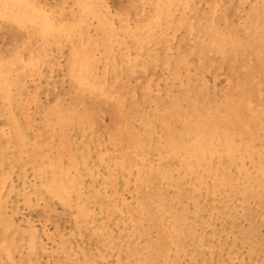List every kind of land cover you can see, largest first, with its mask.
<instances>
[{
	"label": "bare ground",
	"instance_id": "obj_1",
	"mask_svg": "<svg viewBox=\"0 0 264 264\" xmlns=\"http://www.w3.org/2000/svg\"><path fill=\"white\" fill-rule=\"evenodd\" d=\"M104 174L167 185L132 222L131 249L156 244L143 264H176L195 238L191 224L181 235L177 187L199 201L209 190L210 218L239 196L245 220L264 222V0H0V264L104 260L106 234L74 238L91 211L67 196ZM42 201L50 211L31 223ZM57 202L64 221L50 217ZM242 222L231 229L239 249Z\"/></svg>",
	"mask_w": 264,
	"mask_h": 264
},
{
	"label": "rangeland",
	"instance_id": "obj_2",
	"mask_svg": "<svg viewBox=\"0 0 264 264\" xmlns=\"http://www.w3.org/2000/svg\"><path fill=\"white\" fill-rule=\"evenodd\" d=\"M174 52H175V49L173 48L169 50L167 53L169 54V56H171ZM5 134L6 136H9L10 132L7 130ZM130 164H131V161H130ZM105 176L107 175L104 174L100 176L102 178H98V179H91L87 177L83 183L80 181L76 182L73 184L74 189L70 191L69 194L67 195L69 200H71L74 203H77L79 198H83L91 211V216H90L88 223H85L83 226L80 223L77 225L76 223H72V226L74 229V234H73L74 238L77 239L79 242L80 241L83 242L82 236L77 237V236H80L79 231L82 227L83 229H85V227H88L89 229L94 228L96 230H100L101 232L106 234L105 235L106 238L110 240V241L108 240V250L110 249V251L107 254V257H105L104 260L102 259V261L99 264H120L121 260L123 262L126 261L125 263H127V261L128 262L131 261V262H134L133 264H138V263H135V261H139V259L142 260L141 264H143L144 261L147 262L148 260H150V257L154 256L153 251L156 248L155 247L156 244L153 243L154 242L153 239H149V242H151V244L149 246V250H147L145 254L144 253L141 254L140 252H136L134 251V249H131L130 245H132L135 242L132 240H135L136 235H137L136 227L133 228V225L135 226L136 224L135 222H137V220L141 218V214H142L141 212H144L142 209L144 198H148L152 196L154 192L160 193L163 195L167 194V189H168L167 185L166 184L164 185L160 180H156L153 182L151 181L150 183H146V185L141 183L140 181H138L134 185L132 184L129 185L126 181V177L123 175L119 174L114 177L115 179H112V180L108 179L107 178L108 176L107 177ZM175 194H177L179 198H182V202L180 206L178 207L177 211L175 212V218L177 222L179 221L178 226L181 227V230L184 229L182 230L181 235L184 236L188 234V231H187L188 224L192 225L193 230L191 231L194 232V235H195V238L192 241H189L187 243L188 245H185L183 247V251L177 253L176 264H197V263L198 264H262V262L264 264V252H263L264 251V222L262 221V218L259 215H255L252 218L249 217V220H245V217H244L245 214L242 212L243 205L245 204L243 199H241L239 196L233 197V199H230L232 201L228 200V203L230 204H228L227 206H223V208L225 209H222V210L224 211L225 216L210 218L209 217L210 214H207V213L215 205L216 199L215 197H213V194L209 190L205 189L204 193L200 195V201L196 199L195 197H187L184 199V196L182 195V190L180 187L175 188ZM99 198L101 201L99 200ZM263 198L264 197H261V199ZM195 203L196 205H194ZM199 203H201L200 206H198ZM54 205H55L54 208H52L54 210L51 211L50 217L53 218L57 222L64 221L63 219H65L64 218L65 214L62 211L63 204L60 202H57ZM36 209L38 211H31L28 214V217L30 218L29 220L31 223H33L34 221L38 222V218L40 214L39 211H47V212L50 211V209L45 205L44 201H42V203L39 202V206ZM218 209H221V206H219ZM229 209H234L235 214L228 215L226 211ZM187 212H189V214ZM144 221L145 219L142 220V225L144 228H140L143 232V235L145 234V229H146L145 227L147 226V223H146L147 220L145 221V223H143ZM238 221L239 223L240 221L241 222L243 221L242 224L244 223L243 226L245 225L244 229L246 232L245 242L247 243V245H245V247L242 246L241 249L236 247V241H238V235H236L234 231H231V229L234 228V224ZM249 221L251 222V226L253 225V228L251 229H247L249 228L248 224L250 225ZM124 222L126 224H124ZM132 222L135 224H133ZM111 225L114 228V230L112 229ZM131 225H132V229H131ZM104 227L106 228L104 229ZM124 229H125V233L123 232ZM109 233H111V236H112L111 238H109L110 237ZM133 233L135 234L134 237H133ZM130 235L132 236L131 237L132 239L131 238L129 239ZM111 241L113 243H111ZM57 245L58 244L49 246L48 247L49 251L56 250ZM120 246L122 247V249ZM88 248L86 249L87 254H89ZM115 250L117 251V254L115 253L116 252ZM123 251H124V255H123ZM132 251H134L135 253ZM247 251L248 253H245ZM93 253H95V249L94 247L91 246L90 254H93ZM151 253L153 254V256ZM82 257L83 255L78 252V256L75 259L73 258L72 261L70 259L64 260L62 261L61 264H71V262H74L73 264H83L81 263V261H78ZM29 258L30 257L28 256H22V255L20 256L16 254V256L14 255V258L12 259V260L15 259L16 262L12 261L9 264H14V263L15 264L16 263L17 264H26V263L30 264L31 260ZM40 260L41 261L39 262V264H42V263L49 264V262L45 258H42ZM198 260L200 261L197 262Z\"/></svg>",
	"mask_w": 264,
	"mask_h": 264
}]
</instances>
